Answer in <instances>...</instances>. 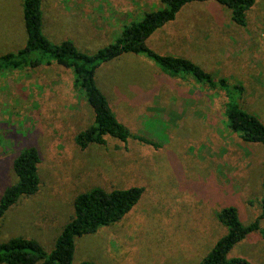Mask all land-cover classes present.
I'll return each instance as SVG.
<instances>
[{"label": "rangeland", "instance_id": "374dc122", "mask_svg": "<svg viewBox=\"0 0 264 264\" xmlns=\"http://www.w3.org/2000/svg\"><path fill=\"white\" fill-rule=\"evenodd\" d=\"M22 1L0 0V56L24 46ZM163 7L160 0H43L42 32L53 44L71 41L91 55ZM246 21L236 25L230 10L214 1L192 3L148 45L189 59L215 82L225 80L228 92L239 86L232 99L264 124V0L246 12ZM94 80L131 135L125 143L105 136V144H75L94 114L72 70L52 62L0 71V197L15 181L19 153L33 147L41 159L39 190L0 220V242L24 236L50 252L73 216L75 198L94 188L143 193L120 221L75 238L73 264H198L227 233L217 220L227 206L243 225L259 219L264 229V147L228 127L224 89L170 77L134 54L101 64ZM228 256L264 264L260 231Z\"/></svg>", "mask_w": 264, "mask_h": 264}, {"label": "trees", "instance_id": "16d2710c", "mask_svg": "<svg viewBox=\"0 0 264 264\" xmlns=\"http://www.w3.org/2000/svg\"><path fill=\"white\" fill-rule=\"evenodd\" d=\"M214 1L230 10L231 20L240 27H246V12L260 0H160L162 9L147 12L137 23L124 27L113 44L91 55L80 52L71 41L51 43L42 32L43 0H23L22 16L25 30L24 46L15 53L0 56V71L7 69L36 68L52 62L72 70L75 86L84 91L85 101L94 114V124L75 138V144L85 149L91 144H105V136H111L123 143L131 137L126 128L115 118L106 97L96 86L94 76L97 68L122 55H143L170 77L190 76L197 83L210 89H224L228 102L225 117L228 127L246 143L264 147V124L258 117L244 111L232 99L235 86L228 92V85L221 79L215 82L210 75L189 59L173 55H162L153 51L149 40L167 25L176 21L179 12L188 4ZM219 85V86H218ZM136 140L150 144L139 136ZM40 154L37 149H24L12 162L15 181L6 187L0 197V220L20 199L36 194L40 186L38 172ZM261 209L264 215V181ZM143 189L132 187L126 190L106 191L94 188L78 195L73 202V216L54 239L53 248L46 252L40 243L24 236L13 237L0 242V264H73L74 240L95 233L102 226L120 221L138 203ZM217 220L227 229L210 252L198 264H250L242 257H229L233 247L254 231H260L258 220L245 226L233 206L219 210ZM80 264H93L84 261Z\"/></svg>", "mask_w": 264, "mask_h": 264}]
</instances>
